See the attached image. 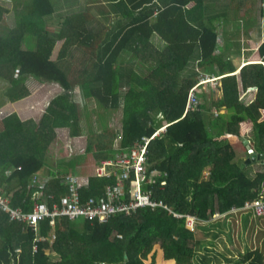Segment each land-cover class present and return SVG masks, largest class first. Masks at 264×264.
I'll list each match as a JSON object with an SVG mask.
<instances>
[{
    "label": "trees",
    "instance_id": "1",
    "mask_svg": "<svg viewBox=\"0 0 264 264\" xmlns=\"http://www.w3.org/2000/svg\"><path fill=\"white\" fill-rule=\"evenodd\" d=\"M12 1L14 25L0 32V78L9 99L0 107V194L12 206L32 210L34 190L52 203L67 191L60 176L76 173L88 177L82 199L104 197L116 174L88 173L86 155L99 165L165 126L148 144L147 174L158 173L143 186L171 209L140 207L104 221L59 217L55 225L46 218L38 229L11 220L0 209V264H212L217 254L174 211L195 214L204 221L198 230L209 231L217 224L216 212L264 199V169L252 178L238 160L249 156L250 148L264 154V41L235 73L231 59L220 54L216 23L227 19L231 7L237 8V18L243 17L241 7L251 0H67L69 11L53 29L48 20L58 2ZM8 11L0 3V23ZM242 20L247 24L251 17ZM154 35L163 47L152 42ZM28 77L63 87L39 120L22 119L15 109L14 102L30 93ZM212 77L220 78L221 96L210 107L199 96L197 106L188 109L190 88ZM76 85L84 101L95 102L98 132L91 112L73 98ZM254 87L255 99L242 101L241 88ZM119 107L122 132L115 146L117 133L108 113ZM213 107L215 115L209 113ZM84 116L90 135L86 152L51 162L49 148L58 131L81 135ZM211 120L219 127L215 134ZM259 162L264 166V157ZM35 174L52 178L31 187ZM134 176L125 181L126 198L136 187ZM242 218L248 220L247 213ZM211 233L216 237L217 229ZM196 246L206 252L198 253ZM229 261L264 264V241Z\"/></svg>",
    "mask_w": 264,
    "mask_h": 264
},
{
    "label": "rangeland",
    "instance_id": "2",
    "mask_svg": "<svg viewBox=\"0 0 264 264\" xmlns=\"http://www.w3.org/2000/svg\"><path fill=\"white\" fill-rule=\"evenodd\" d=\"M58 5L56 11L53 16L48 20L49 26L51 28H57L60 25L61 20L63 19V14H65L69 9H67V4L65 2H69L67 0H55ZM82 1V0H79ZM256 4L255 0H251ZM0 3L9 9L8 12L5 13L3 20L0 23V32L5 33L9 26L14 25V15H13V1L12 0H0ZM77 5H74L73 8H76ZM252 32V30H251ZM248 30V34H251ZM26 45V43H24ZM79 55V52H76V57ZM26 80V84L30 90V93L19 101H15L16 104L15 109L20 112L22 117L25 119L35 118L39 120L40 115L43 114L50 100L60 93L63 90V87L54 81H47L40 78L29 77ZM217 79V78H216ZM200 82V81H199ZM6 81L0 78V89L5 88ZM4 86V87H3ZM199 90V96L202 101H206L209 105H212V100L221 96L222 91L220 89V85L217 80H212L207 82L204 85L197 86ZM246 89L241 88V92ZM241 93V95H242ZM257 93V88H253V92H251V97L253 100L255 99ZM1 90H0V102L1 98ZM73 98L75 101L79 102L80 106L84 109V104L87 107L88 111L91 112L93 124H95V130L98 132L100 129V124L97 122V116L95 113L96 105L94 100L88 99L87 101L83 100L82 92L78 85L74 87L73 90ZM241 99V96H240ZM246 103V98L243 100ZM215 108L209 110V113L215 115ZM226 111L225 108L222 110ZM122 118H123V110L121 107L111 110L108 113V121L109 125L112 129L116 131V139L115 146H118L119 140L122 132ZM86 117L84 116L81 122L82 126V134L78 136L69 135L68 129L59 130L57 136L55 137L53 143L49 148L50 161L55 162L60 158H67L74 154L85 153L89 138L88 132V124ZM211 120L210 128L211 133L215 134L219 127L212 123ZM223 122L222 120L219 123ZM68 133V134H67ZM238 159L241 164L248 157L244 155H240ZM88 173L92 174L95 171V163L94 157L92 154L88 153L86 155V159L84 160ZM245 169L247 174L252 178H256L258 173L263 171L264 166L259 162V158L255 161L245 164ZM205 173H208L205 171ZM245 212H238L235 214H231L225 216V213L219 215L217 213L218 219L214 222H217L216 226L211 227V230L206 231L205 229L199 231L197 230L196 234L199 235L203 244H206L209 247V251L211 254H217V259L212 261V264H232L229 259L236 260L240 257V253L244 252L249 247H254L258 243H262L264 241V234L261 233V229L264 230V219L259 218L258 216H253L249 211L247 212L248 220H244L242 215ZM215 216V214H214ZM214 219V217H213ZM217 236L214 237L211 232L216 231ZM211 239V240H210ZM211 241V242H210ZM260 241V242H258ZM196 251L198 253L206 252V248L203 246H196Z\"/></svg>",
    "mask_w": 264,
    "mask_h": 264
},
{
    "label": "built area",
    "instance_id": "3",
    "mask_svg": "<svg viewBox=\"0 0 264 264\" xmlns=\"http://www.w3.org/2000/svg\"><path fill=\"white\" fill-rule=\"evenodd\" d=\"M216 77L202 79L215 80ZM198 84L189 90L187 108H195L199 101V95L196 92ZM159 131L151 136H143L140 140L130 148H124L114 152L113 156L103 160L101 164L95 166L94 175L110 176L116 174V183L109 184L106 187V195L104 197L90 196L82 199L81 187L88 184V177L76 173H67L60 176V181L67 186L66 194L59 200L49 203L46 199H42L41 190H34L32 199L34 206L32 210H25L21 207H14L10 204V200L0 194V209L7 211L11 220L24 222L33 228L38 229V224L42 219L49 218V223L55 225L56 219L59 217H67L69 219L88 218L98 219L100 221L107 220L117 213L130 214L132 211L140 207L157 206L167 207L169 205L163 200L155 198L153 191L143 186V182H152L155 178L156 170H152L147 174L148 160V144ZM134 174L136 187L131 197L126 198V183ZM52 177L50 175L35 174L30 182L31 187L37 185L44 186ZM146 178V179H145ZM231 212H250L253 216L264 215V199L247 200L240 207H232ZM176 216H184L186 225L196 233L199 223H203L202 219L195 214L180 213L174 211ZM219 215H221L219 213ZM217 217V214L215 215ZM55 238V233L52 234Z\"/></svg>",
    "mask_w": 264,
    "mask_h": 264
},
{
    "label": "crops",
    "instance_id": "4",
    "mask_svg": "<svg viewBox=\"0 0 264 264\" xmlns=\"http://www.w3.org/2000/svg\"><path fill=\"white\" fill-rule=\"evenodd\" d=\"M256 4L249 1L250 4L243 5L240 13L243 17H251L249 23L245 24L242 20L243 17L237 18L235 16L236 7H231L227 19H222L217 24L219 29V51L220 54L226 59H231L233 64L237 67L235 73H238L242 66L250 61V56L263 41H264V0H255ZM215 12H220V5L215 6ZM236 8V9H235ZM251 13V15H250ZM251 32V34H248ZM152 42L159 47L164 46V41L159 36H152ZM29 78V77H28ZM28 80V79H27ZM218 84L221 85L220 78L215 79ZM4 87V86H3ZM1 90L0 107L8 102V98L5 95V88ZM253 88H248L243 91L241 98H246V103H250L253 98L251 97ZM19 101V100H17ZM16 106V104H14ZM22 119V115L17 111ZM41 117V115H40ZM26 119V118H25ZM87 176V175H85ZM244 219V218H243Z\"/></svg>",
    "mask_w": 264,
    "mask_h": 264
},
{
    "label": "water",
    "instance_id": "5",
    "mask_svg": "<svg viewBox=\"0 0 264 264\" xmlns=\"http://www.w3.org/2000/svg\"><path fill=\"white\" fill-rule=\"evenodd\" d=\"M243 138H244V142L246 144H248V147L250 148L249 139H247L246 137H243ZM260 157H264V154H258L255 152V150L253 148H250L249 149V156L243 161L241 166L244 167L245 164L250 163L252 161H255L257 158H260Z\"/></svg>",
    "mask_w": 264,
    "mask_h": 264
},
{
    "label": "clouds",
    "instance_id": "6",
    "mask_svg": "<svg viewBox=\"0 0 264 264\" xmlns=\"http://www.w3.org/2000/svg\"><path fill=\"white\" fill-rule=\"evenodd\" d=\"M242 99V98H241ZM159 117H162V115H160ZM165 128V126H163V127H161V128H159L157 131H161L162 129H164ZM159 134V133H158ZM158 134H156V135H158ZM239 212V211H238ZM238 212H231V211H227V212H225V216H228V215H231V214H235V213H238ZM242 212V211H241ZM218 212H216L215 213V215L217 214ZM220 213V212H219ZM245 213H247V212H245ZM221 215L223 214V213H220ZM214 217V219L213 220H216V219H218V217H220V216H217V217H215V216H213Z\"/></svg>",
    "mask_w": 264,
    "mask_h": 264
}]
</instances>
